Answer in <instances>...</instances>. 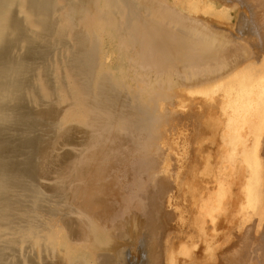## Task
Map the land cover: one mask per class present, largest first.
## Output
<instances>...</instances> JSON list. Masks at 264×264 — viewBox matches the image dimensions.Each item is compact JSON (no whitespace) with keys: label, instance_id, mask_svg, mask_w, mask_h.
I'll use <instances>...</instances> for the list:
<instances>
[{"label":"bare ground","instance_id":"obj_1","mask_svg":"<svg viewBox=\"0 0 264 264\" xmlns=\"http://www.w3.org/2000/svg\"><path fill=\"white\" fill-rule=\"evenodd\" d=\"M0 264H264V0H0Z\"/></svg>","mask_w":264,"mask_h":264},{"label":"rangeland","instance_id":"obj_2","mask_svg":"<svg viewBox=\"0 0 264 264\" xmlns=\"http://www.w3.org/2000/svg\"><path fill=\"white\" fill-rule=\"evenodd\" d=\"M131 248H132V247H127V248H126V251H127V252H132V249H131Z\"/></svg>","mask_w":264,"mask_h":264}]
</instances>
